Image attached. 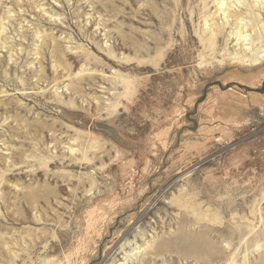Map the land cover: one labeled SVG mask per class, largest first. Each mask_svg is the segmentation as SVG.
I'll use <instances>...</instances> for the list:
<instances>
[{
  "label": "rangeland",
  "instance_id": "rangeland-1",
  "mask_svg": "<svg viewBox=\"0 0 264 264\" xmlns=\"http://www.w3.org/2000/svg\"><path fill=\"white\" fill-rule=\"evenodd\" d=\"M0 264H264V0H0Z\"/></svg>",
  "mask_w": 264,
  "mask_h": 264
},
{
  "label": "bare ground",
  "instance_id": "bare-ground-1",
  "mask_svg": "<svg viewBox=\"0 0 264 264\" xmlns=\"http://www.w3.org/2000/svg\"><path fill=\"white\" fill-rule=\"evenodd\" d=\"M223 5H224V3L221 2V6H223ZM127 256H128V255H127Z\"/></svg>",
  "mask_w": 264,
  "mask_h": 264
}]
</instances>
